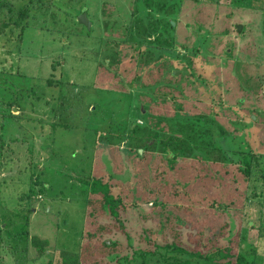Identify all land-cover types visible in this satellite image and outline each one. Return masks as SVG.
Wrapping results in <instances>:
<instances>
[{
	"label": "rangeland",
	"instance_id": "1",
	"mask_svg": "<svg viewBox=\"0 0 264 264\" xmlns=\"http://www.w3.org/2000/svg\"><path fill=\"white\" fill-rule=\"evenodd\" d=\"M50 5V10L30 9L35 17H30L20 40L19 31L13 34L0 26V224L6 228L8 219L14 218L2 232L0 264H20L14 251L23 250L25 240H12L10 234L22 228L28 229L29 237L49 240L48 255H38L29 245L28 264H62L59 250L99 244L89 233L100 224L110 225L103 238L117 244L116 253L102 264H164L163 254L204 263V258L191 252L228 245L240 229L244 236L239 246L233 244L235 252L251 259L256 255L264 264V232L259 229L264 224V175L235 183V206L244 203L243 218L236 209L220 213L230 198L225 182L217 196L209 185L212 182L200 184L197 176L202 172L192 167L183 174L186 186L180 188L189 195L178 200L170 190L160 193L168 191L165 198L177 204L165 205L164 196L153 197L151 181L149 190L143 187L149 171L155 176L163 164L161 137L145 136L149 130L177 135L159 129L164 124L161 114L183 113L176 103L183 105L184 113L210 110L220 116L209 126L208 121L194 118L201 124V150L187 151L190 158L198 153L209 161L210 151L220 154L222 149L227 161L241 160L242 152L264 154V0H50ZM84 11L93 23L91 29L78 21ZM162 14H169L174 25V46L171 38L162 35L163 42L155 49L156 56L169 54L158 58L157 63H165L162 69L159 72L149 62L135 65L140 80L131 86L128 81L134 71L125 77L104 66L119 55L111 45L122 44L125 57L135 53L140 42L150 45L162 32L157 21ZM151 23L157 33L145 34ZM120 57L123 64H133ZM113 72L119 84H112ZM171 74L179 77L180 85ZM49 78L55 81L51 84ZM152 82L154 95L139 89ZM121 91L131 92L132 105V98ZM11 103L19 115H10ZM88 106L96 114L91 115ZM166 107L168 111L163 110ZM122 123L126 128L117 127ZM135 123L144 127L131 136ZM169 125L171 129L176 124ZM111 130L121 135H110ZM173 151L168 150L169 157ZM98 176L109 177L113 192L128 204L120 209L119 220L109 212L97 218L89 215L91 208L84 198L94 194H83L81 179ZM201 199L208 203L196 204L194 209L187 206ZM215 199L217 205L208 208ZM208 237L216 243L210 244ZM176 240L188 251L164 248ZM141 251L147 256H139Z\"/></svg>",
	"mask_w": 264,
	"mask_h": 264
},
{
	"label": "trees",
	"instance_id": "2",
	"mask_svg": "<svg viewBox=\"0 0 264 264\" xmlns=\"http://www.w3.org/2000/svg\"><path fill=\"white\" fill-rule=\"evenodd\" d=\"M18 1L19 0H16V1L15 0H0V23H1L0 26H2L4 29L9 28V30H11V33L13 34H16V32L19 31L17 38L20 40L23 37L26 27L29 24H31L30 17L31 16L35 17L34 15H32V12H30V9L32 10L35 8L46 7L47 9L50 10L52 6L50 5V0H47V1L45 0H26V2L22 3L21 5L18 4ZM29 6H31V8H29ZM146 15L151 16V14H146ZM167 15L169 14H162V17L157 19V21L159 20L158 23L162 24L161 29H160L162 31L161 33H157L158 29L157 28L155 29V27L153 28V25H154L153 23H151L150 26L146 27V30L144 31L145 34H152L153 32H156L157 35L154 37V39L151 42H149L150 45L148 46H146L144 42H140L139 44H137V46H135L134 48L135 53H131V55L128 54L127 57H125L126 53H124V50H122L123 49L122 44H121V47H118L119 45L118 43H115V42L112 43L111 46L113 48L116 47V51L115 50L114 51L118 53L119 55L116 56V60H112V61L110 60L108 64L104 62L105 64L104 66L108 65L114 68L117 72H120L125 77H128L131 71H134L135 73L132 74L131 77H129L130 79L128 81L129 82L128 84L131 86L132 85L134 86L135 84L138 83V80H140V76L137 73L138 71H136L137 65L141 67L143 64L146 63L148 66V62H149V65L151 64L153 68L157 67L160 72V69H162V66L165 63L164 64L163 62L157 63L159 60L158 58H162L168 53H165V55L157 54L158 56H156L155 49L159 48V44L163 42L162 35L165 37V39H168V40L169 38L172 39L173 41L172 46H174V41H175V36H174L175 28L172 22L168 20ZM150 30H153V31H150ZM167 43H170V42H166V44ZM159 53H161V51ZM230 55H232V52L230 53ZM120 56L124 58V61L127 60L133 64H131L130 66L123 64L122 58ZM167 56H169V54ZM167 56L166 58H168ZM139 59H141V61H138ZM142 60L144 61L142 62ZM133 67H134V70L132 69ZM113 73H112V76H113L114 81L112 84L113 85L119 84L120 78L117 79L116 72H113ZM171 76L173 79L176 80L177 84L180 85L181 81L178 80L179 77L172 75V74ZM48 81L52 84L55 80L52 78H49ZM153 82L145 86H140L139 89L143 87L147 95H154L156 93L154 91V87L156 86V84H153ZM123 93L124 95L126 94L131 97V92L123 91L122 94ZM133 100L134 99L132 98L131 105L133 104ZM167 101L171 103L170 100H167ZM164 104L166 103L164 102ZM11 105H9L8 107V109H10V115L13 117L19 115L20 111L19 113H14L15 105H13L12 103ZM176 105H177L176 109L182 111L183 113L178 117H174L176 112L172 116L161 114L160 121L164 124L159 129L160 131H165V129H168L169 131H172L177 135L175 136L173 135L172 137L170 135H164L165 133H162L161 135L159 134V132H152L149 130L147 132V135L145 136V138L152 139V140H157V137H161V140H159V144L161 146L159 148V151L163 155V157H160V160L163 162V164L160 165L161 170H158L155 176H152L151 172L149 171L148 176L146 178V182L143 183V187L146 190H149L150 187H148V183H150L151 181L152 189H150L149 191L151 195H153V197H156V199H159L160 197L164 196L163 199H166V200H163L165 205L166 203L167 204H177L175 199L171 198L172 199L171 201L170 198H165L168 195V191L165 192L162 196L160 193H163V190H170L177 197L178 200L184 198L185 195H189V192H187L185 189L184 191H181L180 188L182 187L185 188L186 180L184 179L183 174L186 172H190V167H192L196 169L198 172H202V174L199 177L197 176V179L199 180L200 184H202L203 181L208 182V184L212 182L209 185L210 187H212V191L216 192L217 196L219 195V192H220L219 187L221 188L222 186H225L222 184L223 182H225L226 187H227V192L230 194V198L225 202L224 208L223 209L221 208L222 211H220V213L222 214L224 213L226 214L228 212L231 213L232 209H236L237 211L241 212V216L243 218L242 211H244V205H243L244 203L242 202L241 206L239 207L235 206L236 201L234 200V194L237 190L235 183L239 181L240 179L247 182L253 176L264 175L262 173V171L264 170V154H260L254 151L242 152L243 158L241 160L238 159V160H233V161H227L228 154L226 151H223L222 149L221 150L222 152L220 154L219 152L217 153L216 151L215 152L210 151V155H212L213 159L209 161L204 160L203 158L205 156L204 154H198V153H196L190 158L186 154L187 151L193 152L192 151L193 149H196L197 151L201 150V148L199 147V143H198L199 142L198 140L200 139L198 136V131L201 129V124L197 123L195 119H198V121H203V120H205L206 122L208 121V126H209L211 122L216 123L220 119V116L218 115V113L211 112L210 110H208V113H198V112H195L194 110H193V114L184 113L183 105L181 103H176ZM90 107L91 106H88L90 114L91 115L96 114L94 113V110H92ZM167 109L168 107H166V109L163 108L164 111H168ZM56 112H59V110H56ZM140 112H142V110H140ZM53 123L59 125V122L57 121H54ZM172 123H175L176 125L173 128L171 127L170 129L169 124H172ZM124 125L125 124L122 123V126L118 125L117 127L126 128L124 127ZM143 127L144 126L141 125L140 123H135L134 126L131 127V133H132L131 136L134 133L139 132L140 130L142 131ZM116 132L117 131L115 130H111L109 134L117 135V136L121 135V134H116ZM178 135H181V137L180 136L178 137ZM0 137L2 138L1 135ZM170 137H172V139H170ZM152 145H153L152 149H154L156 146H154V144ZM169 149L174 150L173 155L171 157L168 156ZM136 154L138 156H141L139 149L136 150ZM219 155H222V156L218 157ZM186 158H190V161L188 162L187 161L188 159L186 160ZM178 159H181V161L178 162ZM218 179L220 180V182L218 181ZM81 180L83 184V194L84 195H86L87 193L94 194V197L89 198V196H86L84 198L85 202L87 203V207L91 208V210L89 211L90 217L97 218L98 215L101 216L109 212L113 218L119 220L120 209L123 207L126 208L128 204L127 202H125L124 198L121 195L115 194L113 192V186L111 184L109 177L108 178L104 176L88 177V178H83ZM155 180H158V183H154ZM171 184H173L172 187H170ZM218 184H220V186H218ZM199 196H203V195H199ZM182 201L183 200H181L180 203H182ZM215 201H217V199H215L213 203L209 204L208 208H213L214 206H216L217 204L215 203L217 202ZM155 203L157 204L158 202H156L155 200ZM200 203L206 204L208 202H204L202 201V199L197 200V201L193 200L192 202H190V204L188 202L187 206L194 209L195 205L200 204ZM18 214L24 215L21 212H18ZM6 217L7 216H5V218ZM26 217L29 218L28 216ZM8 221L9 223H5L6 228H3L2 226L3 222L0 224V240L2 237V232L7 229V225L13 223L14 218L11 217L8 219ZM227 224H228L227 221H225L224 224H222L223 227L220 232L221 235L225 233L223 229H225V225ZM109 226L110 225L108 224H100L98 226V230L89 233V235L94 236V238H91V239L95 240L98 238L99 244L97 246L93 247L94 244L87 242L82 245L83 246L82 249L79 248L77 250H69V249L59 250L60 262L62 264H82L83 262L91 261L88 264H102L104 258L116 253V249H117L116 242L114 241L110 242L109 239L103 238L104 236L103 232L108 231V229H110ZM259 229L260 231L264 232L263 223L259 226ZM241 232L242 230L240 229V233L237 235V238L234 237L230 239L228 245L217 246L211 252L208 251L206 253H203L200 250L191 252V254L197 257L204 258L205 259L204 263H201L200 261L194 262L192 258H184L181 256L172 255V254H163L162 258L165 260L164 264H260L256 255L254 258L251 259V258H248L246 253L242 251L235 252L233 244L236 243V246L240 245V243L242 242V237L244 236L242 235ZM10 235H11L10 238H12V240L14 239L17 242H22L23 239L25 240L22 242L24 244L23 250L14 251V252H18L19 254V257H17V261L18 262L20 261V264L29 263L28 262L29 245H31L33 248L37 250L38 255L40 256L43 254L48 255L49 240L46 238H41L38 235H33L32 237H29V231L28 229H26V227L24 229L22 228L18 232H15L14 235L13 234H10ZM21 236H24L25 238L23 237L21 239ZM208 241L210 242V244L216 243L214 242L215 240H213L212 237H208ZM178 242L179 241L176 240L172 242L171 244L165 245L164 248L168 251L173 250L175 252H187L188 249L182 247V245H180ZM200 244L201 242H199V245ZM208 248H211V246H208ZM95 254L98 257H95ZM137 254H139V256L143 258L147 256V254L142 251L137 252ZM22 257L25 259L24 263L21 262L24 260L22 259ZM49 264H53L52 261ZM144 264H150V263L145 261ZM153 264H156V263L154 262Z\"/></svg>",
	"mask_w": 264,
	"mask_h": 264
},
{
	"label": "water",
	"instance_id": "3",
	"mask_svg": "<svg viewBox=\"0 0 264 264\" xmlns=\"http://www.w3.org/2000/svg\"><path fill=\"white\" fill-rule=\"evenodd\" d=\"M78 21L85 25L88 29L92 28V21L88 17V13L86 11L82 12L81 15L78 18ZM238 28L240 29L241 26L239 25ZM174 74H177V72H174Z\"/></svg>",
	"mask_w": 264,
	"mask_h": 264
}]
</instances>
